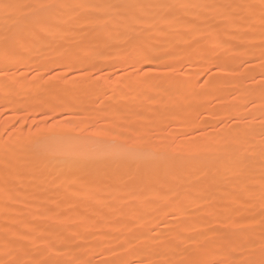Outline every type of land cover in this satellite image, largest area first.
Instances as JSON below:
<instances>
[{
    "label": "rangeland",
    "instance_id": "1",
    "mask_svg": "<svg viewBox=\"0 0 264 264\" xmlns=\"http://www.w3.org/2000/svg\"><path fill=\"white\" fill-rule=\"evenodd\" d=\"M11 1L19 0H0V4H17ZM26 1L9 19L0 9V68L9 69L8 76L0 78L6 85L0 91V182L7 184L6 189L0 190V242L2 239L8 244L7 249L0 246V264L16 260L29 264L70 261L73 254L94 264L120 259L132 264H139L141 260L145 264L148 261L167 264L170 260L179 264L183 260L220 261L228 255L247 258L249 252L244 246L260 242L259 224L250 222L253 216L259 219L260 199L255 202L251 197L260 196L261 147L254 162L250 148L257 143L264 144L259 134L260 121L264 120V64L259 60L264 0H89L96 4L176 6L164 11L173 12L175 26L184 23V28L177 30L176 38L161 50V36L174 29L157 32L145 27L143 35H152V38L141 37L142 49L154 59L142 66L143 72L139 75L125 62L124 45L119 39L124 29L117 24L110 34H88L95 50L92 52L72 51L67 46L21 52L14 44L6 50L4 35L25 38V32L31 28V6L39 0ZM195 3H199V8L195 9ZM112 14L131 20L142 12L126 7L113 10ZM75 15L72 9H58L50 14V20L53 23L58 17L60 28H70L74 26ZM251 16L256 21L253 18L251 28L245 31L242 25ZM231 19L239 22V30L226 31ZM189 28L191 35L187 34ZM181 36L184 40L179 39ZM233 36H239V41L231 42ZM72 38L71 33L64 34L60 43ZM198 51L204 54L196 68ZM85 52L90 54L88 59L82 58ZM239 53H242L241 63L232 68L233 57ZM36 61L39 65L43 62L48 65L40 70ZM166 65L175 66L171 75L187 82V88L180 93L164 91L174 98L154 107V87L141 82L160 75ZM88 83L92 85L91 93L85 86ZM188 91L195 92L201 100L192 101ZM244 91L247 96L243 95ZM219 92L224 96V105L219 101ZM142 93L148 98L140 105ZM84 94L87 98L82 108ZM128 94L134 95L130 99ZM189 105L191 111L186 108ZM240 108L244 109L235 117L227 115L226 111ZM13 114L17 118H11ZM254 123L261 125L259 131L245 137V129ZM227 127L231 128L233 154L243 156L235 158L224 172L222 161L226 147L219 146V141L225 137ZM54 138L83 141L84 148L79 152H85L90 141L100 149L93 151L90 158L55 165L65 157L66 147L49 152ZM213 149L220 151L211 157L209 152ZM116 150H121V157L114 159ZM192 151L194 154L190 155ZM152 154L156 158L150 163ZM108 161L112 165L106 168L103 165ZM21 167L25 168L22 172ZM200 171L203 174L194 177ZM237 178H242L244 183L235 184ZM252 179L260 182L259 185L253 186ZM27 185L36 188L31 195L25 193ZM159 194L162 199L156 198ZM238 199L243 205L238 204ZM75 206L83 210L73 212ZM233 214L238 215L232 225L213 224L216 217ZM245 216L251 228L242 230ZM252 228L257 231L253 232ZM53 235L69 238L66 241L72 239V252L60 248L55 253L59 246L54 243ZM96 242L99 245L91 248L88 245ZM72 243L70 240L69 244ZM228 245L235 250L229 252ZM157 251L167 252L163 257L151 259ZM137 252L145 256L134 259Z\"/></svg>",
    "mask_w": 264,
    "mask_h": 264
},
{
    "label": "snow or ice",
    "instance_id": "2",
    "mask_svg": "<svg viewBox=\"0 0 264 264\" xmlns=\"http://www.w3.org/2000/svg\"><path fill=\"white\" fill-rule=\"evenodd\" d=\"M187 5H180V7H186ZM15 6L9 3L0 4V9H3L5 15H9V10ZM32 16L30 18L31 28L27 38L22 36L10 37L4 35L3 42L4 47L7 50L11 44H14L19 48L21 52L29 51L33 48L37 49H54L56 47L65 48L70 47L72 51L82 50L86 52H92L94 46L88 39V34L91 32L110 34L113 29V25L117 24L124 30L120 32L119 39L122 41L124 47L122 51L126 56L125 62L129 64L132 71L139 75L143 72V65L145 63H151L154 59L151 55L147 54L142 49L141 36L145 33V26L157 31L165 32L175 27L176 17L171 11H164L176 7L175 5L168 4H147V5H118L112 3L96 4L90 3L88 0H77V2L68 3L65 0H39L36 4L32 5ZM134 7L141 10L142 14L136 15L129 20L128 17L121 18L113 15V10H119L121 8ZM72 9L76 13L74 17V26L60 28L50 20V14L58 9ZM103 11L105 15H95L94 13ZM11 18V17H9ZM262 25H264V15L261 16ZM71 33L72 39L66 43H60L64 34ZM192 34V29L189 28L188 33ZM260 39V62L264 64V27L261 29ZM108 44V41H105ZM140 65V67H137ZM175 72V66L166 65L161 74L152 77L150 80L142 81L143 85H149L157 89L164 91L175 90L177 93L181 92V89L187 88V82L179 81L173 78L171 75ZM9 74V69L0 68V78H6ZM55 79V77H52ZM203 83V82H201ZM264 83V78H262ZM262 127L260 129V136L264 141V120L260 121ZM7 151V149H5ZM249 191H255V189H249ZM260 191V203H259V219L258 221L253 216L251 224H259L258 231L260 233V242L258 245L247 244L245 250L249 252V256L244 258L226 256L220 261H208V260H183L179 264H264V144L261 147V187ZM252 231H257L256 228H252ZM228 251H234L232 245H228ZM127 249H125L126 251ZM8 264V262H5ZM11 264H29L24 260L12 261ZM31 264H94L90 259L75 258L70 261H32ZM104 264H132L131 261L120 260H106ZM139 264H145L143 260ZM147 264H154L152 261H148ZM167 264H176L175 261H168Z\"/></svg>",
    "mask_w": 264,
    "mask_h": 264
},
{
    "label": "bare ground",
    "instance_id": "3",
    "mask_svg": "<svg viewBox=\"0 0 264 264\" xmlns=\"http://www.w3.org/2000/svg\"><path fill=\"white\" fill-rule=\"evenodd\" d=\"M91 1V0H90ZM27 1L26 0H19V1H17V2H13V1H11L10 3H17L16 5H15V7L13 8V9H11V10H9V15L8 16H6V18L7 19H9V17H11L12 16V12H14V11H16V10H19V9H21L22 8V5H23V3H26ZM88 2H89V0H88ZM199 4V3H198ZM198 4L197 3H195V9H197V8H199V6H198ZM208 6V5H207ZM194 9V10H195ZM221 10V9H220ZM195 12V11H194ZM253 13V12H252ZM0 15H1V13H0ZM117 17H119V18H121V20L123 19V16H121L120 14H118L117 15ZM253 18H254V20H253ZM256 17L255 16H251L249 19H247L246 21H245V24H243L242 25V27L245 29V31H248L250 28H251V24H252V20H253V22L254 21H256V19H255ZM258 21V20H257ZM61 22V20L58 18V17H55V19L53 20V23L54 24H56V25H58L59 23ZM60 25V24H59ZM58 25V26H59ZM210 26V25H209ZM227 26V25H226ZM145 27H147V26H145ZM239 27V22H237V21H234V20H229L228 21V27H227V30L226 31H233V30H236L237 28ZM182 28H184V23H178V24H176V26H175V28H173V29H171V30H173V31H171V32H169V34H165V35H162L161 36V38H160V41H161V50H164L165 49V47H166V44H167V42L168 41H170V40H172V39H174V38H176V31L177 30H179V29H182ZM224 29H226V28H224ZM237 30H239V29H237ZM184 31V30H183ZM185 32V31H184ZM235 32V31H234ZM223 33V32H222ZM25 38H27L28 37V34H29V30H27L26 32H25ZM102 34V33H101ZM179 34V33H178ZM195 34V33H194ZM142 36H144L146 39H151L152 38V35H148V36H146V35H142ZM141 36V37H142ZM184 36V35H183ZM222 36V35H221ZM215 37V36H214ZM241 37V36H240ZM180 40H184V37L182 38V36L179 38ZM210 39V38H209ZM212 39V38H211ZM239 36H233L232 38H231V42H236V41H239ZM202 47V46H201ZM214 47V46H213ZM33 49H37V48H33ZM33 49H31V50H33ZM198 49V48H197ZM203 50V49H202ZM206 50V49H205ZM242 50V49H241ZM43 51V50H42ZM93 51H95V50H93ZM57 52H59V51H57ZM57 52H55L54 54H57ZM97 52V51H96ZM199 53H198V55L196 54V60H195V64H194V66L196 67V68H199V66H200V61H201V59H203V54L202 53H200V51H198ZM205 52V51H204ZM248 52V51H247ZM195 53V52H194ZM193 53V54H194ZM255 53V52H254ZM260 53H261V51H260ZM33 54H35V53H33ZM99 54V53H98ZM247 54V53H246ZM252 54V53H251ZM90 55V54H89ZM88 55V53H86L85 52V54H84V56L82 57V58H85V59H88L87 57L89 56ZM38 56V55H37ZM36 56V57H37ZM79 56V55H78ZM208 56V55H207ZM246 56V55H245ZM259 56V55H258ZM36 57H35V59H36ZM101 57V56H100ZM260 57V56H259ZM98 58V57H97ZM253 58V57H252ZM255 58H257V57H255ZM31 59V58H30ZM194 59V58H193ZM43 60H45V59H43ZM89 60H90V58H89ZM241 60H242V53H239V54H236L234 57H233V61H232V68H234V67H236V66H238V65H240V63H241ZM260 60V59H259ZM29 61V60H28ZM42 61V60H41ZM40 61V62H41ZM47 60H45V62H46ZM83 61H84V59H83ZM34 62H35V60H34ZM39 62V63H40ZM89 62V61H88ZM206 62V61H205ZM36 63H37V61H36ZM44 63V62H43ZM41 64V65H39L38 63V67H39V69L40 70H43V69H45L46 67H47V65H45V64ZM47 63V62H46ZM84 63V62H83ZM247 63V62H246ZM63 64V63H62ZM244 64V63H243ZM78 65H80V64H78ZM146 65V64H145ZM16 66H18V64H16ZM74 67H77V66H74ZM138 67V66H137ZM5 68V67H4ZM48 68H51V67H48ZM78 68V67H77ZM195 68V69H196ZM243 73V72H242ZM148 78V77H147ZM21 81V80H20ZM19 81V82H20ZM82 81H84V80H82ZM87 81V80H86ZM49 82V81H48ZM240 82V81H239ZM15 83L16 82H14V84L13 85H15ZM27 83V82H26ZM39 83V82H38ZM37 83V84H38ZM86 83V82H85ZM42 84H44V83H42ZM75 84V83H74ZM77 84H78V82H77ZM89 84V83H88ZM88 84L87 85H85L86 86V89H87V91L89 92V90H90V88H92L91 86V83L89 84V86H88ZM36 85V84H35ZM51 85V84H50ZM91 85V86H90ZM96 85V84H95ZM236 85V87L237 88H239L238 87V84H235ZM241 85V84H240ZM4 86H6V85H3L2 83H1V81H0V91H2L3 89H4ZM39 86V85H38ZM37 86V87H38ZM59 86V85H58ZM61 86V85H60ZM94 86V85H93ZM246 86V85H245ZM14 87V86H13ZM58 88V87H57ZM74 88V87H73ZM148 88V87H147ZM220 88V87H219ZM218 88V89H219ZM52 89H54V88H52ZM56 89V88H55ZM85 89V90H86ZM129 89H130V86H129ZM244 89H246V88H244ZM24 91V90H23ZM135 91V90H134ZM220 91V90H219ZM222 91V90H221ZM225 91V90H224ZM240 91V90H239ZM238 91V92H239ZM246 91V90H245ZM245 91L243 92L244 94L243 95H246L247 96V94L245 93ZM50 92V91H49ZM88 92H86V93H88ZM187 92V91H186ZM189 92V91H188ZM216 92H218V91H216ZM215 92V93H216ZM89 93H91V92H89ZM95 93V92H94ZM136 93V92H135ZM172 93V92H171ZM24 94V93H23ZM138 94V93H137ZM153 94H154V97H155V101H154V103H153V106L154 107H159V106H161V105H163L164 103H165V100H168V99H171V97H172V95L171 94H169V93H166V92H164V90H162V89H157V88H153ZM189 94H190V92H189ZM217 94V93H216ZM129 96V98H130V96H132V95H134V94H128ZM226 95V94H225ZM88 96V95H87ZM190 96L193 98V99H191L192 101H200L201 99V97H199V95H196L195 94V92H194V94H190ZM218 96H219V101H221V104H223L224 105V103H222V101H224L225 99H224V96H223V94H221L220 92H219V94H218ZM116 97V96H115ZM150 97V96H149ZM237 97V96H236ZM82 103H81V107L83 108V104L84 103H86V94H84L82 97ZM118 98V97H117ZM146 98H148L147 97V95L146 94H140V96H139V103H140V105L142 104V103H144L145 102V100H146ZM172 98H174V97H172ZM94 99V98H93ZM131 99V98H130ZM152 99H153V97H152ZM244 99V98H243ZM90 100H92V99H90ZM233 100H235V98L233 99ZM244 101H246V100H244ZM93 102V101H92ZM166 102H168V101H166ZM170 102V101H169ZM191 102V101H190ZM243 102V101H242ZM88 103H89V101H88ZM189 104V103H188ZM200 104V103H199ZM220 104V103H219ZM197 106V105H196ZM226 106V105H225ZM241 106L243 107V104H241ZM227 107V106H226ZM240 107V106H239ZM264 107V106H263ZM115 108V107H114ZM189 111H191V109H192V106H188V107H186ZM196 108V107H195ZM225 108V107H224ZM117 109V108H116ZM197 109V108H196ZM226 109V108H225ZM239 109V108H238ZM241 109H244V108H240V110H229V111H226L227 112V115L228 116H230L231 118H233V117H235V114H237L238 112H240L241 111ZM187 110V111H188ZM194 110V109H193ZM186 111V112H187ZM111 113H113V112H111ZM194 113V112H193ZM192 114V113H191ZM246 114V113H245ZM248 114V113H247ZM252 114V113H251ZM91 116H92V118L93 119H95V114L94 113H92L91 114ZM249 116H250V114H249ZM11 118H13V119H15V118H17V115H15V114H13V115H11L10 116ZM255 117V116H254ZM257 117V116H256ZM262 117V116H261ZM123 118H126V116L124 115L123 116ZM224 118V117H223ZM227 119V118H226ZM234 124H235V122H234ZM228 125V124H227ZM230 126H231V124H230ZM260 124H258V123H254V124H251L248 128H246L245 129V131H244V136L245 137H249V136H251V134H254L253 132H256V131H259L260 129ZM70 127V126H69ZM229 127V126H228ZM227 127V129H226V134H225V132H224V134H225V137L222 139L221 138V141H219L220 143H219V146H221L222 148H224V147H226V149L224 150L225 152V158L223 159V161H222V170L224 171V172H226V171H228L229 170V168H230V165H231V163L234 161V159L235 158H240V157H242L243 156V154H242V156L241 155H238V154H236V153H234L233 154V148L231 147V145H232V143H233V139H232V135L230 134V129ZM259 129V130H258ZM113 130H115V128H113ZM233 133V132H232ZM38 141V140H37ZM263 142V141H262ZM35 144H36V142H34ZM33 143V144H34ZM83 144V141H78V140H76V139H70V140H62V139H60V138H54L53 139V141H52V144H51V146L48 148V150H49V152H51V153H55V152H57V151H59V150H61V149H63V147H66V150H65V157L63 158V160H60V161H58V162H56L55 163V165H61V164H63V163H72V162H74L75 160H77V159H79V158H90V155H91V153L93 152V151H95V150H99L100 149V146H98L95 142H89L87 145V150L85 151V152H79V149H81L82 148V145ZM218 146V147H219ZM107 147V146H106ZM162 147V146H161ZM260 147H262V144L261 143H257V144H255V145H253V147L252 148H250V155H251V160H252V162H254L255 160H256V158H257V152H258V150L260 149ZM83 148H84V146H83ZM220 148V147H219ZM110 149V148H109ZM107 151H109V150H107ZM219 149H213L212 151L210 150V155H211V157H213V156H215L217 153H219ZM120 154H121V150H116L115 151V153H114V156L113 157H115L114 159H116L118 156H120ZM192 154H194L193 153V151L191 152V154L190 155H192ZM64 155V154H63ZM100 155V154H99ZM259 156H261V155H259ZM121 157V156H120ZM108 158V157H107ZM110 158V157H109ZM119 158V157H118ZM155 158H156V155L155 154H152L151 156H150V163L151 162H153L154 160H155ZM113 159V160H114ZM242 159H244V158H242ZM112 160V161H113ZM258 160V159H257ZM109 162H111V161H108V162H105L104 163V167H108L111 163H109ZM246 162V161H245ZM251 162V163H252ZM112 165V164H111ZM137 165H139V163H137ZM242 166H245V164H242ZM248 166V165H247ZM210 167L211 168H213V162H211V164H210ZM27 168V167H26ZM25 168L24 167H21L19 170H20V172H22L23 170H24ZM35 172V171H34ZM34 174V173H33ZM203 174V171H200V172H197V173H195V175H194V177H199L200 175H202ZM34 176V175H33ZM34 178V177H33ZM244 178V177H243ZM235 184H237V185H242L244 182H243V179L242 178H237V179H235ZM250 183L253 185V186H257V185H259V183H257L256 181H253V179H252V181H250ZM6 185L7 184H5L4 182H0V190H4V189H6ZM260 186H261V183H260ZM259 186V187H260ZM27 189H26V191H25V193H26V195H31L34 191H35V187H33V186H30V185H27V187H26ZM3 193V192H2ZM0 195H2V194H0ZM8 195V194H7ZM229 195V194H228ZM228 195H226V196H228ZM226 196H225V198H226ZM4 198V197H3ZM156 198L157 199H162V195L161 194H159V195H156ZM235 198H237V197H235ZM255 202L256 201H258L259 199H260V196H258V195H256V194H253L252 195V197H251ZM237 202H238V204L239 205H241L242 204V201L241 200H237ZM147 204V203H146ZM243 205V204H242ZM79 210H83V208L81 207V206H75V207H73V209H72V211L73 212H78ZM84 211H86L85 209H84ZM93 213V212H92ZM217 215H219V214H217ZM238 215V214H237ZM236 214L234 215H230V216H226V217H216L215 218V220H214V225L215 226H217V227H220V226H225V225H232L233 224V222H234V220L236 219V217L235 216H237ZM238 218V217H237ZM203 222H205V221H203ZM202 222V223H203ZM252 226V225H251ZM116 227V226H115ZM119 227V226H118ZM248 227H250V223H249V218H248V216H245L243 219H242V222H241V229L243 230V229H247ZM253 227V226H252ZM71 228H73V227H71ZM120 228V227H119ZM118 228V229H119ZM251 228V227H250ZM65 229V228H64ZM123 229V228H122ZM147 229V228H146ZM145 229V230H146ZM67 230V229H66ZM83 230V229H82ZM82 230H80V231H82ZM114 230V229H113ZM148 230V229H147ZM147 230H146V233H147ZM59 231V230H58ZM70 231V230H69ZM77 231V230H76ZM75 231V232H76ZM141 231V230H140ZM74 232V233H75ZM86 232V231H85ZM84 232V233H85ZM117 232H120V230L118 231L117 230ZM4 233V232H3ZM55 233H57V231L55 232ZM69 233V232H68ZM121 233V232H120ZM149 233V232H148ZM161 233V232H160ZM7 234V233H6ZM61 234V233H60ZM76 234V233H75ZM80 234H81V232H80ZM83 234V233H82ZM142 234V233H141ZM57 235V234H56ZM64 235V234H63ZM72 235V234H71ZM70 235V236H71ZM74 235V234H73ZM78 235V234H77ZM77 235H74V236H76L77 237ZM85 235V234H84ZM87 235V234H86ZM103 235V234H102ZM101 235V236H102ZM104 235H108V234H104ZM113 236H115L114 234H112ZM65 236V235H64ZM108 236H110V235H108ZM120 236H122V235H120ZM124 236H126V235H124ZM149 236V235H148ZM5 237V236H4ZM27 237H29L30 238V236H27ZM26 237V238H27ZM53 237H55L54 235H53ZM66 237V236H65ZM72 237V236H71ZM83 237V236H82ZM97 237V236H96ZM147 237V236H146ZM159 237V236H158ZM163 237V236H162ZM2 238V237H1ZM73 238V237H72ZM85 238V237H84ZM94 238H95V236H94ZM100 239H101V237H99ZM103 238V237H102ZM121 238V237H120ZM119 237H117V239H120ZM129 238V237H128ZM139 238V237H138ZM150 238V237H149ZM160 238V237H159ZM28 239V238H27ZM26 239V240H27ZM55 241L56 242H54V243H57V245L59 246L58 247V250H56L57 249V247H56V249H55V253H57L59 250H60V248H64L65 250L67 249V250H69L70 252H72V247L73 246H70V245H73V243H72V239H70L71 240V243L72 244H69V241H66L67 239H69V238H62V236L60 235H58V236H56L55 238ZM81 239V238H80ZM88 239V238H87ZM97 239H98V237H97ZM104 239V238H103ZM103 239H101V240H103ZM113 239L115 240V238L113 237ZM77 240V239H76ZM76 240H74V241H76ZM93 240V239H92ZM91 240V241H92ZM220 240H222V239H220ZM82 241V240H81ZM85 241V240H84ZM104 241V240H103ZM116 241V240H115ZM120 241H122V240H120ZM163 241V240H162ZM102 242V241H101ZM164 242H165V240H164ZM223 242V241H222ZM85 243V242H84ZM109 243V242H108ZM114 242H113V240H112V244H113ZM156 243V242H155ZM158 243V242H157ZM166 243H167V241H166ZM205 243V242H204ZM252 243V242H251ZM51 244V243H50ZM88 244V243H87ZM96 244H98L97 242L93 245V244H88L89 246H90V248L92 247V246H95ZM116 244V243H115ZM120 244H122V243H120ZM161 244V243H160ZM170 244V243H169ZM169 244H167V245H169ZM248 244V243H247ZM87 245V249H88V246ZM99 245V244H98ZM171 245V244H170ZM0 246H1V248L2 249H7L8 248V244L4 241V240H2L1 239V242H0ZM51 246H53V245H51ZM75 246V245H74ZM78 246V245H77ZM85 246V245H84ZM134 246V245H133ZM132 246V247H133ZM172 246V245H171ZM79 247V246H78ZM77 247V248H78ZM97 247V246H96ZM117 247V246H116ZM161 247H162V245H161ZM173 247V246H172ZM198 247H199V245H198ZM221 247V246H220ZM52 248H54V246L52 247ZM103 248V247H102ZM101 248V249H102ZM105 248H107V247H105ZM160 248V247H159ZM163 248V247H162ZM74 249V248H73ZM96 249V248H95ZM129 249V248H128ZM174 249V248H173ZM199 249V248H198ZM225 249V248H224ZM227 249V248H226ZM52 250V249H51ZM98 250V249H97ZM87 251V250H86ZM85 251V252H86ZM89 251V250H88ZM103 251V250H102ZM109 251V250H108ZM127 251V250H126ZM205 251V250H204ZM203 251V252H204ZM53 252V253H54ZM69 252V253H70ZM78 252H80V250L78 251ZM104 252V255L106 256V254H105V251H103ZM107 252V251H106ZM121 252H122V250H121ZM120 252V253H121ZM167 252V251H166ZM166 252L165 253H162L161 251H157L156 253H154V254H152V256H150V257H152L151 259H153V258H156V257H163L165 254H166ZM62 254H63V252H61ZM64 253H65V251H64ZM83 253H84V251H83ZM83 253H82V255H83ZM87 253V252H86ZM109 253V252H108ZM71 254V253H70ZM88 254V253H87ZM164 254V255H163ZM206 254V253H205ZM228 255V254H226V253H223V255ZM61 255V254H60ZM64 255V254H63ZM103 255V254H102ZM51 257H52V255H50ZM55 256V255H54ZM70 256V255H69ZM72 256V255H71ZM108 256L109 255H107V257H106V259L108 258ZM145 255H143L142 253H140V252H137L136 254H135V256H134V259H137V260H139V259H142L143 257H144ZM168 256V255H167ZM171 256V255H170ZM229 256V255H228ZM231 256V255H230ZM23 257V256H22ZM25 257V256H24ZM23 257V258H24ZM83 258V257H81L80 255H78L77 256V254H76V256L73 254V259H75V258ZM233 257V256H232ZM17 258V257H16ZM21 258V257H20ZM85 258V257H84ZM83 258V259H84ZM33 259H35V258H33ZM51 259V258H50ZM86 259V258H85ZM109 259H110V257H109ZM164 260V259H163ZM165 262H166V260H164ZM181 261V260H180ZM163 262V261H162ZM178 262V261H177ZM104 264V263H103Z\"/></svg>",
    "mask_w": 264,
    "mask_h": 264
}]
</instances>
